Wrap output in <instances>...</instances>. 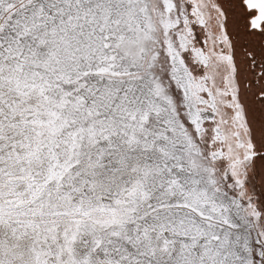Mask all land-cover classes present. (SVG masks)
I'll list each match as a JSON object with an SVG mask.
<instances>
[{"label":"snow or ice","instance_id":"snow-or-ice-1","mask_svg":"<svg viewBox=\"0 0 264 264\" xmlns=\"http://www.w3.org/2000/svg\"><path fill=\"white\" fill-rule=\"evenodd\" d=\"M0 264H264V0H0Z\"/></svg>","mask_w":264,"mask_h":264}]
</instances>
